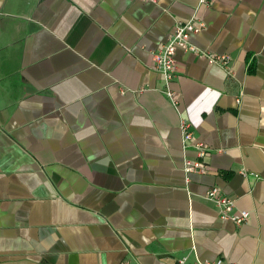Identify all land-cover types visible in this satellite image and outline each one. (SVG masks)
Wrapping results in <instances>:
<instances>
[{
  "label": "crops",
  "instance_id": "obj_1",
  "mask_svg": "<svg viewBox=\"0 0 264 264\" xmlns=\"http://www.w3.org/2000/svg\"><path fill=\"white\" fill-rule=\"evenodd\" d=\"M193 16L231 74L178 50V110L152 54ZM182 118L209 149L189 181ZM182 256L264 264V0H0V264Z\"/></svg>",
  "mask_w": 264,
  "mask_h": 264
},
{
  "label": "built area",
  "instance_id": "obj_2",
  "mask_svg": "<svg viewBox=\"0 0 264 264\" xmlns=\"http://www.w3.org/2000/svg\"><path fill=\"white\" fill-rule=\"evenodd\" d=\"M144 1V0H143ZM156 2V0H146ZM199 5H210L212 0H198ZM205 22L196 16L188 19V21H180L174 27V32L168 37V39L161 45L159 50H156L152 54L153 66L158 72L163 74V78L166 84L165 94L169 98L170 102L178 110L179 100L175 95L174 90L170 87L171 80L175 77L177 71L176 55L178 50L184 49L191 51L199 57H204L208 60L210 65L221 67L228 75L231 74V58L226 53H214L209 50H201L197 45H194L191 41L193 34L202 31L205 26ZM180 131H182V146L185 149L195 147L197 150V158H185L184 174L187 175V181L189 176L193 172L206 173L208 169V163L205 162L209 149L207 145L202 142L195 141L194 131L190 128V124L184 119L180 122ZM206 199L215 202L218 207L219 216L223 219H231L236 225L242 224L250 218V212L244 209L236 210L235 201L226 195L219 187H211L205 195ZM187 256H182L179 260V264L186 262ZM197 264H238L237 262L228 261L226 259L218 258L216 260H202L198 259Z\"/></svg>",
  "mask_w": 264,
  "mask_h": 264
}]
</instances>
